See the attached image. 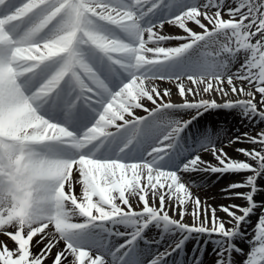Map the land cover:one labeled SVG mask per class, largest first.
<instances>
[{
	"label": "snow or ice",
	"instance_id": "snow-or-ice-1",
	"mask_svg": "<svg viewBox=\"0 0 264 264\" xmlns=\"http://www.w3.org/2000/svg\"><path fill=\"white\" fill-rule=\"evenodd\" d=\"M165 22L183 31L162 33ZM157 79L182 101L165 100ZM219 108L264 121V0H0V264H168L186 240L213 234L215 264H236L234 240L258 207L264 130L185 135ZM240 140L260 145L237 149L254 163L218 146ZM241 170L252 174L223 191L247 205L218 206L226 227L183 174ZM237 186L250 190L227 192ZM252 240L243 264H264V210Z\"/></svg>",
	"mask_w": 264,
	"mask_h": 264
},
{
	"label": "bare ground",
	"instance_id": "bare-ground-1",
	"mask_svg": "<svg viewBox=\"0 0 264 264\" xmlns=\"http://www.w3.org/2000/svg\"><path fill=\"white\" fill-rule=\"evenodd\" d=\"M190 26L196 27L195 25L191 24ZM162 33L165 34H177L181 33L183 30L179 29L178 26L174 24H170L165 22L162 29H160ZM174 43V41L172 42ZM147 83V82H146ZM157 86L161 89L168 88L170 89L171 93L174 89L173 83L174 81L168 80H160L157 79L154 81ZM172 97V95L170 96ZM170 97H164L169 99ZM147 106L149 104L145 102ZM225 108L219 109H211L202 114L200 118L196 122L192 124V126L187 130L185 135L191 137L200 129H209L211 127H215L220 132V141L225 139H230L232 136L240 135L242 133H249L251 135H256L257 132L255 128L257 126H261L264 128V121H259L257 118L253 117L251 119L245 117L242 113L235 115L231 112H226ZM142 109H137L136 112L138 115H144ZM183 117L187 116L183 113ZM218 141V146L223 147L225 152L227 153L229 158L235 159L236 155H240L238 148H246L250 149L251 146L255 147L257 150L260 149V145L258 143H251L245 142L243 140L234 141L231 144L228 143H221ZM203 159L210 161L213 164H218L215 157L212 156L210 151H204L200 153ZM252 174L248 170H241L237 172H225V173H218V172H211V171H195L189 174L184 173L183 175L186 178L190 179V182L194 185L191 188V191L195 196H199L201 199L202 204L211 205L212 207L216 208V216L219 217L221 220L226 222V227H231L232 223L229 222L228 214L220 210L218 207L219 205H244L247 203L246 199L242 196H235V195H227L223 189L226 188L228 184L237 183V182H244L248 175ZM130 175V173H129ZM257 184L262 186V190L254 194V199L259 202L264 199V181H258ZM250 188L248 186H237L234 188H228V193H235V192H247ZM76 191H79V186L76 187ZM95 199V198H94ZM134 207H139L133 201ZM192 204H188L189 211L185 214V221L191 223L192 222V213H191ZM235 208V207H233ZM232 208V209H233ZM170 215L177 216L175 212L170 211ZM211 215V213H209ZM178 218V216H177ZM151 232L149 235L153 239H157V234L159 229H156L155 226H150ZM241 229L244 226H240ZM169 237V236H165ZM171 238V237H170ZM213 238H218L217 234H213V237L205 236H193L191 239L185 241L183 249L178 250L177 253H174L172 257L168 258V264H193L194 259L199 257L200 264H215L216 259L218 258L217 254L219 252V247L216 243L213 242ZM239 238L236 237L235 240ZM35 239V238H34ZM10 246H11V242ZM41 244L34 245L32 248L33 252H38ZM166 245L159 240L157 244H154L151 248V251H156L157 248H164ZM55 251V249H54ZM50 261V260H49Z\"/></svg>",
	"mask_w": 264,
	"mask_h": 264
},
{
	"label": "rangeland",
	"instance_id": "rangeland-1",
	"mask_svg": "<svg viewBox=\"0 0 264 264\" xmlns=\"http://www.w3.org/2000/svg\"><path fill=\"white\" fill-rule=\"evenodd\" d=\"M173 91L171 93L172 97H170L169 99H171L174 103H180L182 101V97L179 95L178 90L175 86V82L173 83ZM185 86H188V82L187 80H185ZM211 95V94H208ZM231 98L233 99H247L248 97H237V96H232V94H230ZM188 98L189 99H193V97L191 96V94H188ZM197 99H199L200 97H195ZM165 100H167L166 98H164ZM216 99L218 100V102L220 101L219 97H216ZM258 99V97H257ZM144 102H147L149 104L148 107H152V104L150 101H147L145 99ZM226 112H231L232 114L238 115L239 113L241 114L242 112L239 109H226L224 110ZM144 113V111H142ZM145 114V113H144ZM180 115L183 116V113H180ZM186 118V117H184ZM264 130L263 127L261 126H257L255 128V131L258 133L259 131ZM255 148L253 146H251L250 149ZM235 159H242V160H246L248 162H252L254 163V161H251L245 154L241 153L240 155H236ZM258 181H264V175L257 177ZM257 183V181H256ZM258 186V191L262 190V186ZM241 193V192H240ZM242 197V196H239ZM262 204H264V199L258 202V207L253 211V213H251L249 215V217L247 218L246 222H243L241 225L244 226L241 229V235L239 236V238L237 240H234V243L237 245V247L243 249V252H234L233 253V260L236 262V264H243V260L245 259L246 253L247 251L250 249L251 245L254 243V241L252 240V237L254 235L255 232V223L258 220L259 214L261 213L262 210H264V206H262ZM246 204L241 205V206H246ZM232 211L237 212V214H243L239 209L237 208H233L231 209ZM227 214V213H226ZM121 230L123 231L124 228L121 226ZM130 230V229H129ZM0 238H3L2 236H0ZM162 242L168 246V244L171 243V238L170 237H166L162 240ZM46 264H50L49 260H46Z\"/></svg>",
	"mask_w": 264,
	"mask_h": 264
}]
</instances>
